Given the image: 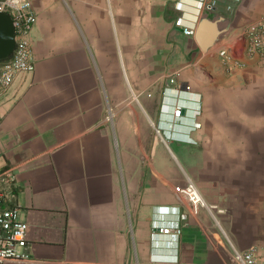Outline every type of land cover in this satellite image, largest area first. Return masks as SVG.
Returning a JSON list of instances; mask_svg holds the SVG:
<instances>
[{
    "label": "crops",
    "instance_id": "crops-1",
    "mask_svg": "<svg viewBox=\"0 0 264 264\" xmlns=\"http://www.w3.org/2000/svg\"><path fill=\"white\" fill-rule=\"evenodd\" d=\"M30 1L34 69L0 87V174L30 258L3 264L264 255V62L219 57L264 0ZM188 183L196 214L176 192Z\"/></svg>",
    "mask_w": 264,
    "mask_h": 264
},
{
    "label": "built area",
    "instance_id": "built-area-1",
    "mask_svg": "<svg viewBox=\"0 0 264 264\" xmlns=\"http://www.w3.org/2000/svg\"><path fill=\"white\" fill-rule=\"evenodd\" d=\"M0 12H6L11 16L16 32V44L12 55L0 61V87L7 90L17 76L34 69L31 60L34 43L32 31L37 16L32 9L30 0H0ZM182 22V18L177 19L176 26L182 27L185 35H195V28L183 26ZM234 40L233 45H226L219 51V57L228 67V70L243 68L246 65V62L240 57L264 62V21L261 19L254 20L253 24ZM237 53L241 56H238ZM186 88L189 89L188 86ZM181 111V107H176L174 115L180 116ZM112 118L113 113L109 111L105 121L111 122ZM199 126V123L195 124V127ZM12 181L13 177H6L4 173L0 174V264L7 260L30 258L25 252L28 244V224L21 217L22 212L18 205L7 204L8 186ZM176 192L179 196L187 199L194 214L198 212L200 207L205 206L201 194L193 183L177 186ZM181 218L185 219L186 215L181 214ZM158 233L179 236L181 228L179 225L161 227L158 229ZM233 264H264V255H258L254 249L235 250Z\"/></svg>",
    "mask_w": 264,
    "mask_h": 264
},
{
    "label": "water",
    "instance_id": "water-1",
    "mask_svg": "<svg viewBox=\"0 0 264 264\" xmlns=\"http://www.w3.org/2000/svg\"><path fill=\"white\" fill-rule=\"evenodd\" d=\"M15 27L11 16L0 12V61L9 58L15 49Z\"/></svg>",
    "mask_w": 264,
    "mask_h": 264
}]
</instances>
